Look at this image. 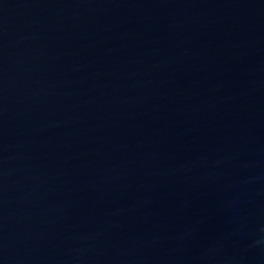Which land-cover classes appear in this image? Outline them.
I'll return each mask as SVG.
<instances>
[{
    "label": "water",
    "instance_id": "water-1",
    "mask_svg": "<svg viewBox=\"0 0 264 264\" xmlns=\"http://www.w3.org/2000/svg\"><path fill=\"white\" fill-rule=\"evenodd\" d=\"M0 264H264V0H0Z\"/></svg>",
    "mask_w": 264,
    "mask_h": 264
}]
</instances>
